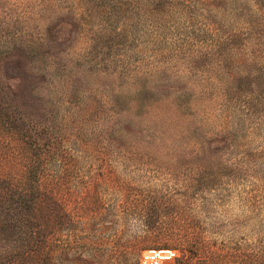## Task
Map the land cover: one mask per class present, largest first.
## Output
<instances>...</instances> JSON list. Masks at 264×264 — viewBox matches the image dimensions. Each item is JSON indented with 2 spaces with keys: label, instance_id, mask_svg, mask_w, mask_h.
Segmentation results:
<instances>
[{
  "label": "rangeland",
  "instance_id": "1",
  "mask_svg": "<svg viewBox=\"0 0 264 264\" xmlns=\"http://www.w3.org/2000/svg\"><path fill=\"white\" fill-rule=\"evenodd\" d=\"M0 92L57 137L53 264H264V0H0Z\"/></svg>",
  "mask_w": 264,
  "mask_h": 264
},
{
  "label": "trees",
  "instance_id": "2",
  "mask_svg": "<svg viewBox=\"0 0 264 264\" xmlns=\"http://www.w3.org/2000/svg\"><path fill=\"white\" fill-rule=\"evenodd\" d=\"M17 113L0 92V237L6 241L0 264H53L54 190L48 166L56 160L57 137Z\"/></svg>",
  "mask_w": 264,
  "mask_h": 264
},
{
  "label": "built area",
  "instance_id": "3",
  "mask_svg": "<svg viewBox=\"0 0 264 264\" xmlns=\"http://www.w3.org/2000/svg\"><path fill=\"white\" fill-rule=\"evenodd\" d=\"M176 251L172 249H151L142 254L141 264H165L174 260Z\"/></svg>",
  "mask_w": 264,
  "mask_h": 264
}]
</instances>
